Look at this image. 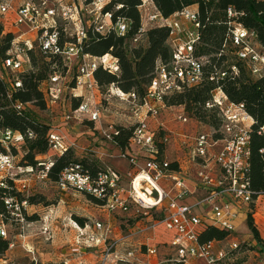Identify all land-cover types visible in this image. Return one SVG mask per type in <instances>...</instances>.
Instances as JSON below:
<instances>
[{
  "label": "built area",
  "instance_id": "1",
  "mask_svg": "<svg viewBox=\"0 0 264 264\" xmlns=\"http://www.w3.org/2000/svg\"><path fill=\"white\" fill-rule=\"evenodd\" d=\"M10 1L0 0V18L14 11L15 19L12 25L22 31L18 35L10 32L13 41L5 57H0V79L8 82L5 97L13 111L20 113L28 106L19 101H12V97L13 91L21 88L20 76L31 69L29 51L57 56L65 68L63 73L54 72L41 84L46 105L47 102L57 100L60 95V80H65L68 73L71 75V92L82 91L81 94L73 95V98H81V102L62 118L63 124H83L88 121L98 130L103 110L95 104L97 97L108 102L119 100L130 107L131 115L128 120L132 122L127 125L134 126V129L127 148L124 151L119 150V158L127 162L128 171L122 175L105 168L91 176L83 172L80 166H72L62 173L55 184L56 187L61 191L69 190L97 200L101 202L98 204L99 208L105 213L127 216L135 222V226L139 225L141 219H149L150 222L145 228L135 227L136 232L130 233L127 238L155 231L158 227L173 233L168 242L156 244L168 246L169 258L162 260L159 259L156 246L141 244L143 249L136 250L130 244L131 239L120 237L119 233L114 234L104 220L83 227L74 223L77 236L72 255L81 257L80 249L83 247L98 251L96 264H128L132 260L137 261V264H227L230 261L229 252L238 249L239 243H227L217 248L214 241L201 243L199 235L207 226L233 233L236 228V213L233 209L236 211L237 208H245L246 213L250 205L256 202L252 198L246 177L250 156L248 131L253 119L245 111L243 104L231 102L222 88L217 87L211 91L204 109L217 114L220 119L219 129H212V134L198 133L190 137V140L186 138L182 144L190 148L191 162L200 166L196 178L199 185L206 190V195L199 200L197 206L206 207L205 218L196 214L197 206L183 203L191 195V191L184 177L178 173V166L177 170L170 168V163H177L165 160L164 151L162 159L158 155L160 145L164 146V150L169 145V133L161 126L152 129L149 125V122L159 115L160 110L172 111L175 108L182 110L174 119L179 124L185 125L188 121H195L185 115L182 107H167L165 99L180 93L184 88H195L203 80V67L207 60L194 55L199 29V15L196 10L186 8L164 18L154 9L151 0H142L141 31L155 26L168 27L167 44L171 48L172 56L167 64L157 63L146 96L140 102L134 92L124 93L113 84L102 94L95 84L93 73L101 67L111 74H116L118 62L109 55L94 58L83 54L82 42L86 39L87 29L93 25L95 32L104 34L111 26L110 14L101 13L110 0H21L15 8L11 6ZM235 16L231 9L227 10V18L230 21L227 23L228 41L235 48L236 61L245 67L252 78H259L264 72V46L257 43L253 31H248L231 21ZM116 31L124 35L127 31L126 24L117 23ZM62 40L64 42L61 43ZM139 40L140 36L134 39V43ZM226 44L225 41L223 48ZM237 74V67L231 66L230 75ZM226 75L227 72H219L218 77H211L209 80L217 82ZM83 92L87 97L83 96ZM115 126L109 124L107 130L101 132V136L117 148L112 139ZM119 126L126 127L123 124ZM258 134L264 138V126ZM215 135L218 136L217 139L214 138ZM26 136L33 138L31 133ZM24 138L17 131L0 128V143L7 150L12 146L21 152ZM47 142L49 153L57 155L76 148L75 140L60 127L50 129ZM42 159L49 160V157ZM14 160L15 156L10 153L0 154L1 187H4L3 180L16 177L13 172ZM43 165L45 170L39 173L42 179L46 178V171L51 163L49 161ZM124 179L127 180L126 185ZM27 204L24 199H4L9 216L19 223L24 221L22 215ZM41 234L49 236L50 227L44 225ZM0 239L9 241L6 225L2 221ZM12 248L13 244L9 242L8 250L0 255V264L11 263L7 252ZM24 250L28 253L30 264H46L39 260L38 252L33 246L25 245ZM58 263L75 264L68 254L63 255Z\"/></svg>",
  "mask_w": 264,
  "mask_h": 264
},
{
  "label": "trees",
  "instance_id": "2",
  "mask_svg": "<svg viewBox=\"0 0 264 264\" xmlns=\"http://www.w3.org/2000/svg\"><path fill=\"white\" fill-rule=\"evenodd\" d=\"M151 2L154 9L164 18L186 8H196L199 15V29L194 55L207 60L203 67V80L195 88H184L180 93L166 98L165 104L167 107H182L189 118L214 130L219 129L220 119L215 112L204 109L212 90L220 87L231 102L244 105L245 111L253 119L248 131L250 156L246 177L255 202L258 197H264V138L258 134L264 126V72L261 77L252 78L245 67L236 61L235 48L228 41L227 23L230 21L227 18V10L231 9L236 14L231 21L248 31H253L257 43L264 46V0H151ZM141 4L142 0H110L101 12L111 16L109 29L104 34H99L91 25L86 31V39L82 42L83 54L94 58L109 55L118 62L116 74H111L101 67L94 71L95 84L102 94H105L107 88L113 84L124 93L134 92L141 102L146 96L157 63L167 64L171 60L172 52L167 44L169 28L155 26L141 31ZM119 22L126 24L127 31L124 35L116 31V24ZM2 33L3 28L0 23V40L2 41L0 57L4 58L10 49L13 36L11 33ZM60 33H62L61 29ZM138 36L146 40L145 48L138 46V42L134 43V39ZM63 40L60 42H64ZM225 41L227 44L223 48ZM28 57L31 69L20 76L21 88L13 91L12 101H19L24 105L33 103L45 108L46 102L41 84L54 72L63 73L65 68L57 56L29 51ZM233 65L238 69L237 75H230V67ZM219 72H227L228 75L225 78H219L217 82H211L209 78L218 77ZM7 85L6 80L0 79V128L17 131L25 138L21 152L12 146L7 150L0 143V154L19 155L23 164L27 165L25 167L38 171L45 170L43 165L45 163L38 161V157H49L51 165L46 171V180L54 184L58 182L62 173L72 166H80L83 172L91 176L103 171L98 160L78 159L72 149H68L61 155L49 153L47 135L52 127L34 120L26 108L20 113L13 111L5 97ZM80 102L81 98L72 97V109L77 108ZM133 129L134 126H115L112 139L120 151L127 148ZM28 133H31L33 138H27ZM217 137V135L214 136L215 139ZM163 151L164 146L160 145L158 155L161 159ZM170 168L177 170L175 163H170ZM3 184L4 187L0 186V221L3 223L9 219V213L4 205L5 198L24 199L28 205L40 204L34 198L22 197L11 180L5 179ZM92 200L101 204L97 200ZM253 208L254 204H251L246 212L247 225L255 241L260 244L262 240L254 222ZM76 220L80 226H84L83 220ZM229 235V232L225 230L207 226L201 231L199 241L201 243L222 242ZM8 245L9 241L0 239V255L8 250Z\"/></svg>",
  "mask_w": 264,
  "mask_h": 264
},
{
  "label": "rangeland",
  "instance_id": "3",
  "mask_svg": "<svg viewBox=\"0 0 264 264\" xmlns=\"http://www.w3.org/2000/svg\"><path fill=\"white\" fill-rule=\"evenodd\" d=\"M15 5V2L11 3L13 7ZM70 29L73 30L71 26ZM0 44H2L1 40ZM137 44L143 48L147 45L146 40L143 38H140ZM37 67L41 68V66ZM70 76V73H68L65 80H60V95L55 102H47L45 108H41L33 103L28 104L26 109L34 120L41 124L52 126L54 120L63 118L72 110L71 98L74 94H78V92H71V85L69 83ZM83 96L87 97V94L83 92ZM95 104L103 110L101 124L99 128L96 125L98 130H93V126H87L88 129H91L93 136L90 137V140L89 138L80 140V147L83 149H79L76 146L74 149L75 156L78 159L87 158L92 160V158H95L103 169L109 168L124 175L126 171H128V164L119 158V149L102 138L101 132L107 130L109 124L116 126L123 124L128 126L127 123L132 122V120H128L131 115L130 107L125 102L119 100H111L108 102L101 100L99 97H97ZM175 110H177V108H175ZM177 115H179V111L170 112V120L172 121V116L175 119ZM155 120V124V121L149 122L152 129L160 128L159 126L157 127V125L164 122L162 118L158 116ZM84 124L87 125V123ZM189 124H193L191 132L188 133L191 135L190 137L198 133L212 134V128L207 125L198 122L195 125L188 121L185 126ZM78 134L80 133L69 130V136L75 140V142H77V140L74 138ZM94 149L96 150L95 153L91 151ZM38 161L48 164L50 160L38 157ZM14 166L13 172L16 174V177L13 176L14 173L11 172V174H13L11 181L19 194L25 198H34L40 204L26 205V209L23 211L24 215H22L24 219L23 223L15 221L11 216H9L7 221H4L6 231L9 234V242L13 244V248L7 252V257L11 262L9 264H30V260L27 256L28 253L24 250L25 245L33 246L36 252H38L39 260L42 262L58 263L63 258V255L65 256V254H68L69 259L73 260L75 264H96L98 257V251H96V249H86L82 247L80 249L82 253L81 257L76 258L74 257L75 255H72L74 241L77 236V231L73 224L76 223L79 227H83L78 224L76 219L83 220L84 226H92L94 222L104 220L106 224L110 225L114 234L118 235L119 233L120 237L123 238L127 237L132 232H136L134 230L135 227L145 228L150 222L147 218H143L139 225L135 226V222L127 216H122L120 214L108 215L88 196L69 190H59L54 183L49 182L46 178L42 179L39 175L40 171H31L29 167H25L27 165L23 164L19 155L15 156ZM18 168H20V170H18ZM126 182L127 180L124 179V184ZM253 211H258L259 213L255 216L254 222L258 227L262 241L260 244L255 241L248 229L247 218H245L244 226L239 228L238 232L234 235V238H236L239 243L238 249L231 253L229 252L230 261L227 264H264V198L259 199L256 205L254 204ZM29 225L30 227H28ZM44 225L50 227L51 234L49 236L41 234V229ZM160 228L161 227H158L157 229ZM152 238L153 234L150 231L145 232L143 235H136L133 237V241L136 240L138 245L132 246H134L133 248H136V250L137 248H141L142 250L143 246L141 243L145 244L147 240ZM148 244L158 248L159 259L167 260L169 258V250L166 244L165 247L155 245L156 243L152 241ZM128 264H137V261L132 260Z\"/></svg>",
  "mask_w": 264,
  "mask_h": 264
},
{
  "label": "crops",
  "instance_id": "4",
  "mask_svg": "<svg viewBox=\"0 0 264 264\" xmlns=\"http://www.w3.org/2000/svg\"><path fill=\"white\" fill-rule=\"evenodd\" d=\"M14 2L16 3V5L14 6V8H15L20 4L21 0H11L10 1V3H14ZM189 9L195 10L196 8L190 7ZM150 10L151 11L153 10L152 6H150ZM14 19H15L14 11L10 12L5 17L1 18L0 23H1L2 28H3V34L11 32L14 35H18L19 32L22 31V30H17V28H15L12 25V22L14 21ZM77 92L79 94L82 93L81 90H78ZM172 111L173 112L179 111V113H181L182 110L177 109L175 111L174 110H172ZM172 111L160 110L159 115H158V117H161L164 122L159 123L157 125V127L161 126L165 132L169 133V136L171 138L169 145L165 147L164 159L169 161V162H176L177 163L176 167L178 166V170H179L178 173H180L184 177L186 184L191 191V195L187 199H185L183 203H185L187 205H191V206H193V205L197 206V203L199 202V200L206 195V190L202 186L199 185V182L196 178V173L199 171L200 166L198 164L196 165V164L191 162V160H190V148H187V147L182 145L185 142L186 138H187V140H190L191 135H189L188 133L191 132L193 124H191V125L189 124L187 126L179 124L178 122H176L174 120V117H173L174 114L172 116V121H171L169 118V113ZM62 120H63L62 118L59 120H54L52 126L51 125L50 126L51 127H53V126L54 127H60L66 133L68 132V134H69V130L80 133L74 139L77 140L76 146L79 149H83L80 147V140H83L84 138H89V140H90V137H92L93 135L91 133V129L90 128L88 129L87 126L90 127V126H94V125L88 121H85V123H87V125L84 123L82 125V124L73 123V122L63 124ZM154 121H155L154 122V124H155L156 120H154ZM157 121H158V119H157ZM190 122L194 123L195 125L197 124V122H195V121H190ZM93 130H95V126L93 127ZM82 144L85 145L84 143H82ZM91 151L94 153L96 152L95 149L91 150ZM124 162L127 164L126 161H124ZM261 198H264V197H259L256 200L255 205L258 203L259 199H261ZM222 202H225V200H222ZM195 210H196V214L199 217L205 218V216L207 214L206 207L199 208L197 206V208ZM233 211L236 213V219H235L236 228L233 231V233H231L226 238V240H224L222 242H216L215 246L217 248L223 247L227 243L238 242V240L236 238H234V235L238 232L239 228H242L244 226L246 213H245V208H242V209L237 208L236 211L234 209H233ZM258 214H259L258 211H254L253 218L255 219V216H257ZM263 223H264V221H263ZM261 225H263V224H261ZM152 234H153V238L150 240H147L145 242V244H148L151 241L153 243H156V244H164V243L168 242L171 239V237L173 236V233L165 231L163 228L152 231ZM133 237L132 238L125 237V238L131 239L130 244L137 246L138 242L136 240L133 241L134 240ZM46 263H49V262H46Z\"/></svg>",
  "mask_w": 264,
  "mask_h": 264
}]
</instances>
